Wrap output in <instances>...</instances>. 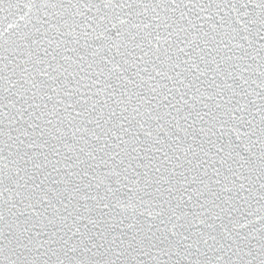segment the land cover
<instances>
[{
  "label": "snow or ice",
  "instance_id": "6c2138e0",
  "mask_svg": "<svg viewBox=\"0 0 264 264\" xmlns=\"http://www.w3.org/2000/svg\"><path fill=\"white\" fill-rule=\"evenodd\" d=\"M0 264H264V0H0Z\"/></svg>",
  "mask_w": 264,
  "mask_h": 264
}]
</instances>
